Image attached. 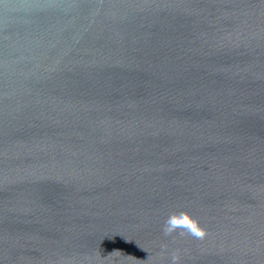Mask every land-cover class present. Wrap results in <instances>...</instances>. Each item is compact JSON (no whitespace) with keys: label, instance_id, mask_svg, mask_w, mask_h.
Here are the masks:
<instances>
[{"label":"water","instance_id":"obj_1","mask_svg":"<svg viewBox=\"0 0 264 264\" xmlns=\"http://www.w3.org/2000/svg\"><path fill=\"white\" fill-rule=\"evenodd\" d=\"M174 253L264 264V0H0V264Z\"/></svg>","mask_w":264,"mask_h":264},{"label":"clouds","instance_id":"obj_2","mask_svg":"<svg viewBox=\"0 0 264 264\" xmlns=\"http://www.w3.org/2000/svg\"><path fill=\"white\" fill-rule=\"evenodd\" d=\"M180 235L187 233L188 235L203 239L206 236L205 230H203L198 222L187 213H178L170 215L163 226V233L165 236H171L178 232ZM172 264H179V255L174 253L172 255Z\"/></svg>","mask_w":264,"mask_h":264}]
</instances>
